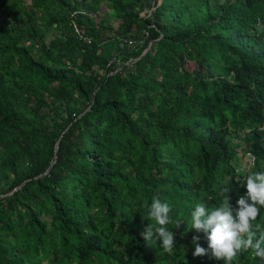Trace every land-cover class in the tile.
Returning <instances> with one entry per match:
<instances>
[{"label": "trees", "instance_id": "16d2710c", "mask_svg": "<svg viewBox=\"0 0 264 264\" xmlns=\"http://www.w3.org/2000/svg\"><path fill=\"white\" fill-rule=\"evenodd\" d=\"M258 171L264 0H0V264H224L191 214Z\"/></svg>", "mask_w": 264, "mask_h": 264}, {"label": "clouds", "instance_id": "9594fccd", "mask_svg": "<svg viewBox=\"0 0 264 264\" xmlns=\"http://www.w3.org/2000/svg\"><path fill=\"white\" fill-rule=\"evenodd\" d=\"M248 155L247 161L252 162L253 156ZM244 166L240 171H244ZM245 187L247 193L239 197L237 209L230 203L231 191L228 187L219 191L222 197L219 207L209 209L203 202L195 205L191 214V229L204 233L208 242V248L205 249L199 243L200 238L193 237L195 257L210 253L211 257L224 261V264H238L240 255L251 251L255 257L264 261V227L258 222L261 208H264V172L248 174ZM144 207L148 209V216L155 224L150 223L140 233L141 237L149 248L153 241H159L165 252L172 253L175 237L174 232L168 228L172 223L170 205L157 196L153 197L151 205L145 204Z\"/></svg>", "mask_w": 264, "mask_h": 264}, {"label": "rangeland", "instance_id": "374dc122", "mask_svg": "<svg viewBox=\"0 0 264 264\" xmlns=\"http://www.w3.org/2000/svg\"><path fill=\"white\" fill-rule=\"evenodd\" d=\"M105 9V6H103V10ZM147 11H144V13H146ZM144 13L142 14V16L144 15ZM113 15V14H112ZM116 26V25H114ZM186 67L191 70L193 65H190V63H187ZM238 139H240V137H237ZM248 157H251V155L249 154ZM248 158L247 156L243 157L242 161L245 164L247 162ZM244 166V165H243ZM245 167V166H244ZM242 168V167H241ZM243 170H245V168H243Z\"/></svg>", "mask_w": 264, "mask_h": 264}]
</instances>
